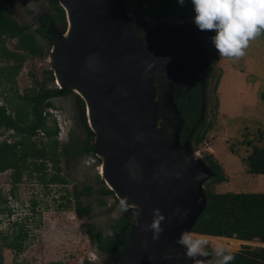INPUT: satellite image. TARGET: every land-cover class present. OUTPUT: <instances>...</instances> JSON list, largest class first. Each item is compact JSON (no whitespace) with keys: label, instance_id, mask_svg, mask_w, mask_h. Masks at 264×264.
I'll return each mask as SVG.
<instances>
[{"label":"rangeland","instance_id":"1","mask_svg":"<svg viewBox=\"0 0 264 264\" xmlns=\"http://www.w3.org/2000/svg\"><path fill=\"white\" fill-rule=\"evenodd\" d=\"M135 3L125 6V14L153 30L156 43L162 44L165 41L163 36L169 34L173 46L174 38L187 33L184 26L195 25L194 18L182 21L166 17L150 18ZM57 6L61 7V0H16L7 7L18 25L26 27L27 33L36 36L41 55L31 57L18 51L24 55V60L13 79L15 84H12L10 79L5 82L3 74L14 61L7 60L0 52V105L7 106V99L16 102L14 92L18 95L30 94L33 88L35 92L38 91L40 85L46 90L56 89L52 51L59 43V37L67 35L68 29L65 13L63 22H57L54 18ZM47 21L48 31L42 34L40 31ZM170 22H174V25L182 23L177 25L175 32H167ZM15 45V39L6 38L4 41L5 49L10 52H17ZM206 53L207 64L197 73L203 84L201 118L187 145L189 149L200 153L201 164L205 168H209L206 157L217 160L227 181L214 185L206 180L203 190L213 193H264V179L258 178L260 175L248 174L246 163L253 147L264 148V103L259 97L264 86V36L253 42L247 55L236 62L220 60L213 44L206 46ZM35 81L37 86H34ZM60 92V95L50 100L51 106L44 112L47 113L48 126L53 127L55 122L58 129L59 174L66 184L45 187L38 182L35 174L32 177L24 174L13 189L11 171L0 173V210H4L0 214V255L6 264H82L85 260L110 264L111 260L106 254L97 251L89 240L86 226H94L95 230L107 237L114 236L112 231L117 222L127 219L132 224V210H120L121 199L115 197L108 187L113 188L112 185L100 174L102 160L98 151L94 149L88 154H73L84 143L91 145L93 134L83 100L70 88ZM166 122L168 127H172L176 120ZM205 128L207 130L202 142L193 144L192 139ZM16 139L10 130L0 128V143H13ZM35 139L45 141L46 138L38 134ZM47 168L48 175H53L51 164ZM87 187L91 189L89 193L86 192ZM102 189L110 193L102 195ZM73 191L79 194L81 205L90 208L88 217L76 216ZM66 193L70 206L63 209L60 205L66 200L61 197ZM13 223L23 224L28 236L26 246L20 253L3 247L2 237L15 235L19 230ZM239 241L209 239V251L217 245L227 246L232 252L242 250L245 245L264 247L257 241ZM211 264H215V260Z\"/></svg>","mask_w":264,"mask_h":264},{"label":"water","instance_id":"2","mask_svg":"<svg viewBox=\"0 0 264 264\" xmlns=\"http://www.w3.org/2000/svg\"><path fill=\"white\" fill-rule=\"evenodd\" d=\"M61 7L71 46L65 55V41L59 37V43L53 47L54 82L61 83L56 85L61 90H73L69 86L76 85L84 92L87 98L78 96L85 103L86 116L100 131L96 134L89 125L93 134L90 144L98 151L101 172L104 169L103 175L113 188L106 185L117 199H126L129 205L137 202L142 207L139 218L130 215L131 229L121 255L113 258L101 253L111 260L110 264H130L129 259L135 264H193L176 241L182 231H191L203 214L207 204L203 184L213 173L209 165L205 168L201 164V158L196 163H186L194 150L188 148V142L180 144L181 119L173 93L175 85L184 90L193 86L197 73L207 64L206 46L212 44L215 32L192 34L186 25L187 33L174 38L172 46L166 41L156 43L155 32L138 23L152 31L154 44L166 51L153 57L144 53L132 33L127 23L132 17L125 14L124 0H61ZM181 23L170 22L167 28L175 32ZM185 36L189 41L183 49L177 43ZM182 67L195 70L187 82L179 71ZM159 71L168 73L170 92L169 114L160 108L161 118L176 119L171 128L175 129L172 164L168 145L154 128L157 106L153 78ZM158 84L162 85L161 78ZM157 208L166 217L162 223L164 232L153 240V233L143 230L142 237L136 231L137 220L140 225H150L153 209ZM130 209L133 213L134 209ZM185 212L187 219L181 223ZM201 259L206 264L214 261L211 256Z\"/></svg>","mask_w":264,"mask_h":264},{"label":"trees","instance_id":"3","mask_svg":"<svg viewBox=\"0 0 264 264\" xmlns=\"http://www.w3.org/2000/svg\"><path fill=\"white\" fill-rule=\"evenodd\" d=\"M13 0H0V52L7 60L14 61L12 65L4 70V80L9 79L12 84L13 80L22 67L24 55L35 57L41 55V48L33 34L26 32V27H21L12 18L7 10V6ZM136 5L153 19L170 18L176 20H186L194 18L195 12L191 0H186L184 6L178 3V0H124V5ZM61 22L65 21L64 12L61 8L57 9ZM136 15V13H132ZM15 39V49L17 52H10L5 49V39ZM163 39L167 44H171V36L166 34ZM37 81L34 86H37ZM13 86V85H12ZM39 90L32 93L18 95L17 101L12 102L6 100V105H0V128L10 130L20 138L14 143L5 141L0 143V173L11 171V184L14 187L20 183L22 176L32 177L36 175L38 182L45 187L52 184L65 185V181L60 177L58 141L56 140L58 129L56 123L53 127L48 126L47 113L44 111L51 106L50 100L61 92L55 90H46L42 85ZM176 89V88H175ZM12 90V89H10ZM174 103L180 114L181 130L179 133L180 144L190 141V132L196 126V122L200 113L199 89L198 85L193 86L189 90H174ZM260 100L264 103V86L259 94ZM206 128L196 137L192 139V143L198 145L202 142ZM39 133H43L45 141L35 139ZM91 140V136L89 137ZM94 148L87 142L80 148L75 149L73 154H88ZM206 161L211 168L213 176L210 182L214 185L227 181L223 170L217 160L212 157H206ZM247 173L252 175H264V148L253 147L247 157ZM51 164L53 175H48L47 165ZM91 189L86 188L89 193ZM206 208L203 214L198 218L191 231L200 235L203 234L209 239L222 240H240L244 242L257 241L264 244V193H213L205 190ZM102 195L110 193L109 190L102 189ZM72 196L76 199L74 211L78 218L88 217L90 208L83 207L78 200L79 194L73 191ZM66 202L60 205L61 208L67 209L70 206L67 193L64 197ZM35 203H33V207ZM4 210H0V214ZM34 211V209L32 210ZM128 222V223H127ZM127 223V225H126ZM129 220L117 222L112 231L114 236L104 237L99 230H95L94 226L87 225L86 233L91 242L94 243L96 250L104 252L113 258L121 255L127 244L131 225ZM18 226L19 230L15 235L4 236L3 247L15 253H20L26 246L28 238L23 224L13 223ZM118 231V233H117ZM224 238V239H223ZM227 238V239H226ZM235 256L232 264H264V247H250L245 245L242 250L232 252ZM0 264H6L2 261L0 255ZM60 264V263H52ZM82 264H96L85 260Z\"/></svg>","mask_w":264,"mask_h":264},{"label":"clouds","instance_id":"4","mask_svg":"<svg viewBox=\"0 0 264 264\" xmlns=\"http://www.w3.org/2000/svg\"><path fill=\"white\" fill-rule=\"evenodd\" d=\"M186 0H178L184 6ZM195 12L194 23L200 31H213L211 37L220 60L239 61L247 55L251 44L264 36V0H191ZM122 212L134 209L133 216L138 218L141 209L129 205L126 199H121ZM185 212L180 222L187 219ZM166 217L160 209H153V221L150 225H141L145 232L153 233V240H158L164 232L162 223ZM209 239L203 234L190 230L181 232L176 244L185 249L184 256L193 264H206L205 259L212 257L215 264H232L235 259L231 249L217 245L209 251ZM147 246V241H145ZM211 264V261L208 262Z\"/></svg>","mask_w":264,"mask_h":264},{"label":"bare ground","instance_id":"5","mask_svg":"<svg viewBox=\"0 0 264 264\" xmlns=\"http://www.w3.org/2000/svg\"><path fill=\"white\" fill-rule=\"evenodd\" d=\"M129 27L132 31V33L135 35V37L139 40L140 44L142 45L143 51L146 55L148 56H160L164 55L166 51L161 47V46H156L154 44V36L152 34V31H147L146 29L140 27L138 25V21L134 20L132 18H128L127 20ZM72 25H70L71 27ZM186 29L189 30V33H197L200 31L198 27L195 26H187ZM63 40L65 41V55L68 53L71 43L68 35L63 37ZM188 41L189 37L185 36L183 37L180 42H178V45H181L183 49H186L188 47ZM180 73L182 74L183 79L187 82L188 77L190 74L194 73L195 70L191 67H182L180 68ZM194 71V72H193ZM191 77V76H190ZM162 79V85L158 84V79ZM168 80H169V75L168 73L164 71H159L153 78V86H154V92H155V98H154V104L157 106V112H156V118H155V125L154 128L155 130L161 135L162 139L167 143L168 145V152H169V161L172 164L173 163V155H174V145H173V136L175 134V129L172 130V127L167 126L166 120H163L160 115V108H164L166 110V113L169 114V110L167 109L169 105V87H168ZM55 83V82H54ZM61 85L60 82L55 83V85ZM69 87H73L72 89L77 95H82L84 98H87L84 92L76 85H70ZM90 109L88 108V111ZM85 112H87V109H85ZM89 113V112H88ZM88 116V114H87ZM171 120H176L175 118L173 119V116ZM88 124L90 125L91 128H93L96 132V134H100V131L93 125L92 120L88 118ZM201 155L198 151H192L191 156L187 158V164H193L196 163L198 160H200ZM100 174H104V169ZM133 205L138 206L141 209L142 212V207L137 203H133ZM141 215V213H140ZM140 217V216H139ZM138 217V218H139ZM135 219H137L135 217ZM136 231L138 234H140L142 237L145 236V233L140 225L139 220H137L136 224ZM130 264H135L133 259H129Z\"/></svg>","mask_w":264,"mask_h":264},{"label":"flooded vegetation","instance_id":"6","mask_svg":"<svg viewBox=\"0 0 264 264\" xmlns=\"http://www.w3.org/2000/svg\"><path fill=\"white\" fill-rule=\"evenodd\" d=\"M16 0H13L12 1V3L11 4H9L7 7H9V6H11V5H13L14 4V2H15ZM6 7V8H7ZM58 8H61L60 6H57L56 8H55V10H54V13L56 14V16L54 15V18L56 19V21L58 22V20H60V18H59V16H58V12H57V9ZM62 9V8H61ZM8 10V9H7ZM63 10V9H62ZM9 12V11H8ZM52 17H53V15L51 16V19H52ZM13 18V17H12ZM14 19V18H13ZM50 21H52V20H50ZM60 22V21H59ZM22 27V26H21ZM48 27H49V24H48V21H47V23H45V25H44V27L42 28V30L40 31L42 34H45L46 33V31H48ZM44 29H45V31H44ZM26 30H27V28H26ZM171 29L170 28H168V30H166L167 32H171L170 31ZM34 35V34H33ZM34 37H35V39H36V36L34 35ZM54 39V38H53ZM37 41V40H36ZM195 85H198V89H199V102H200V113H199V117H198V120H197V122H196V126H197V124L200 122V118H201V106H202V94H203V88H202V83H201V80H200V78H199V75H197V77L195 78ZM56 86V85H55ZM175 87H176V89L175 90H184V89H180L179 87H177L176 85H175ZM56 89H58L57 91H64V90H61L60 88H58L57 86H56ZM195 126V127H196ZM195 129V128H194ZM193 129V130H194ZM39 134H42L43 135V133H39ZM16 137H17V139L14 141V142H16L17 140H19V136L18 135H16V134H14ZM189 136H190V138H191V136H192V131L190 132V134H189ZM13 142V143H14ZM186 142H188V141H186ZM186 142H184V143H186ZM183 143V144H184ZM48 170V169H47ZM46 170V171H47ZM34 174V173H33Z\"/></svg>","mask_w":264,"mask_h":264},{"label":"crops","instance_id":"7","mask_svg":"<svg viewBox=\"0 0 264 264\" xmlns=\"http://www.w3.org/2000/svg\"><path fill=\"white\" fill-rule=\"evenodd\" d=\"M264 177V175H260V177H258V178H261V179H264L263 178ZM207 237H210V236H207ZM224 239V238H223ZM227 239V238H226ZM238 241V240H237ZM239 242H241V243H248V242H242V241H239Z\"/></svg>","mask_w":264,"mask_h":264}]
</instances>
